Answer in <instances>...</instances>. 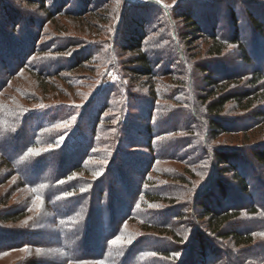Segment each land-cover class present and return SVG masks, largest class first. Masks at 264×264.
<instances>
[{
  "label": "rangeland",
  "instance_id": "rangeland-1",
  "mask_svg": "<svg viewBox=\"0 0 264 264\" xmlns=\"http://www.w3.org/2000/svg\"><path fill=\"white\" fill-rule=\"evenodd\" d=\"M158 1L163 6L152 0H49L47 7L54 15L50 20L49 14L27 0H3L0 35L11 40L15 47L22 42L27 44L30 36L36 35L34 44L38 52L31 60L35 59L37 67L32 68L38 75L23 69L12 76L8 86L0 92V146L6 150L5 155L0 151V214L15 210L27 213L16 223L0 222V236H5V239L0 237V264H115L116 259L117 264H128L119 259L133 251L132 248H136L134 259L152 258L159 250L168 249L171 258H159L163 260L161 264L188 261L189 264L199 258L197 235L200 233L208 246L212 242L207 241L218 243H213V247L227 263L245 258V250L235 248L233 243H224L225 246L216 241V236L206 231V221L200 216L201 203L211 200L210 186L214 181L227 183L232 191L242 194L234 176L225 175L221 167L213 170L214 159L209 149L217 148L229 158L240 156V164H245L250 178L254 177V171H261L251 151L264 150V81L256 86L249 81L258 65L264 67V58L259 57L264 54V40L258 36L249 10L264 16V0ZM201 2L212 3L214 8L203 7ZM229 3L232 4L230 11L234 10L239 17L236 26L246 50L249 56L253 54L252 66L241 61L242 53L233 45H228L220 57L208 54L209 49L219 43L211 38L214 35L210 33L211 27L200 18L211 12L219 22L216 33L230 37L233 29L227 22ZM187 11L193 13L196 22L202 23L197 32L190 31L192 25L184 18ZM8 12L10 19L5 15ZM16 21L19 24L13 25ZM134 39H144L145 52L151 54L155 68L161 71L160 77L152 79L158 98L155 104L151 102L153 84L147 78L133 75L132 70L138 68L133 63L135 54L124 50L135 45ZM41 47L49 50L40 52ZM87 58L90 61L84 63ZM39 73L44 74L43 79ZM228 75H235L232 76L234 82L228 84L231 91H248L258 99L250 110L229 103L217 118L226 128L215 137L204 138V131L211 133V129L209 125L201 130L198 127L197 108L202 101L199 96L221 94L210 82L213 79L224 86ZM125 84L134 87L127 90ZM194 99L197 107H189ZM125 100L128 106L123 112L116 105ZM168 109H175L176 116L166 117ZM174 128H177L175 134ZM174 139L181 140V144L173 142ZM91 141L95 143L91 145ZM71 147L77 151L71 152L69 160H59L58 155ZM151 155L155 157L153 161L149 160ZM80 161H85L83 171L70 175L84 181L80 192L89 189L94 194V188L100 185L102 192L107 193L101 202L94 194L95 202L101 205L97 209V221L104 220L103 211L116 219L126 215L142 199L138 213L127 219L114 239L106 235L115 232V227L100 235L102 229L96 226L94 241L89 246L102 240L101 246L86 252L80 249L83 244L79 239L74 248V237L65 238L70 233L76 237L87 234L88 216L78 204L83 203L80 197L86 194L79 193L74 203L71 198L67 199L68 195L62 196L64 190L52 187L59 185V180H52L55 172L63 168V172H70L73 164ZM150 163L147 174L145 170ZM17 169L31 170L24 172L27 178L42 177L47 182L31 187L16 174ZM48 188L54 190L49 197ZM146 189L161 201L143 200L141 196ZM132 194L138 198L133 199ZM108 197L115 198L116 202L109 199L110 206L105 210L103 205ZM254 197L253 201L264 205V200ZM196 198H199L197 204ZM232 201V197H228L223 203L218 202L222 206ZM241 202L245 207L250 199L246 195ZM143 219H150L145 226ZM169 221L178 235L175 240L163 229ZM254 224L245 220L239 229L246 230ZM197 229L200 232L196 235ZM16 232L20 234L10 239L9 234ZM262 237L264 234L256 237V245L264 242ZM107 238L111 242L103 240ZM141 239L139 245L134 243ZM78 250L96 254V257L71 258ZM261 250L256 246L255 253ZM103 255L109 263L99 261ZM218 259L212 256L211 260L220 264Z\"/></svg>",
  "mask_w": 264,
  "mask_h": 264
},
{
  "label": "trees",
  "instance_id": "trees-1",
  "mask_svg": "<svg viewBox=\"0 0 264 264\" xmlns=\"http://www.w3.org/2000/svg\"><path fill=\"white\" fill-rule=\"evenodd\" d=\"M48 1L49 0H27V2H31L33 5H38L42 11H44L46 14H49L50 15L49 19L51 20V18L54 17V15H53L52 11H50L47 7V5L49 4ZM152 2L156 5L160 4L161 6H163L162 3H160V1H158V0L157 1L152 0ZM2 3H3V0H0V5ZM201 4H202L201 6H203V7L205 6L208 9L214 8V6H213L214 4H212V3L206 4V3L201 2ZM226 7L227 8L232 7V4L229 3L228 6H226ZM225 10L227 11V9H225ZM2 11L3 10H1L0 12H2ZM229 11H230V8H229ZM204 12H207V11L205 10ZM208 12H209V10H208ZM234 12H235L234 10H231L229 12V14H227V16H228L227 22L232 25V29H233V34L230 35V37H223V36L216 33L215 29H216L217 24H219V22H218L217 17L215 18L214 16L211 15V12L205 13V14H203V16H201L200 19H202V22L205 21L204 23H206V26H208V27L210 26L212 29L211 30L212 32H210V33H212L214 35H212L211 38H213V40L216 43H219L217 46H215L216 44H214L209 49L208 54L211 56L220 57V56L224 55L228 45H233V46H236L237 48H239V50L241 51V53H242L241 61L244 62L247 66H252L253 59L251 58V56H253V54L249 56V53L246 50L245 42L240 37L239 29H237V26H236L237 22L239 21V17ZM247 12H248V10H247ZM262 12L264 13V10H262ZM249 13L251 14V15H249L250 20L252 21V24L255 27V29L258 33V36L264 40V16L263 15H262L263 17L257 16L251 10H249ZM5 15L6 16L8 15L9 19H10L9 12H8V14H5ZM184 18H186L188 23L192 25L190 28V31L197 32L199 30L200 24H202V23L200 21L196 22L194 20L195 18H194V15L192 12L187 11ZM210 20L212 21V23L207 25L209 22H211ZM33 23L34 22L32 20V24ZM16 24L18 25L19 22L16 21L13 25H16ZM22 26H21V29L23 28ZM35 36H32V37L30 36L27 44L23 45L24 42H22V44L20 46L15 47L10 42L11 40H8L7 38L4 39V37H2V34L0 35V66H1L0 67V92L8 86V84L10 83V81L12 79V76L17 75L19 72L23 71V69H26L29 72L36 74V72L32 68V67H34V68L37 67V65H35V59L33 58V60H31L32 59L31 57L36 54L35 52H38V51H36L37 46H35V44H34ZM134 40H135L134 41L135 45L132 46L130 49H124V50H127V51L135 54V58L133 60V63L138 65V68H134L132 70L133 75H137L141 78H147L148 80L151 81V84H153L150 87V89L153 92L151 102L155 104L158 101V98H157V94H156L157 93L156 87L154 85L155 83L152 82V79L154 80V79L160 77V75H159L160 70H157L155 68L156 66H154V64H153L152 57H150L151 54L148 52H145L144 45H143L144 39L143 40L142 39H134ZM9 42H10V44H9ZM9 45H10V47H9ZM21 46H24V47H21ZM11 47H13V48H11ZM33 49H34V51L31 52ZM46 49L49 50V48H46ZM46 49L44 47H41L39 49V51L44 52V51H46ZM250 52H251V50H250ZM259 53H261V52H259ZM4 55H7V57ZM259 57L264 58L263 52L261 54H259ZM89 61H90L89 58H87L86 61H84V63L89 62ZM202 70H204V69H202ZM204 71H206V70H204ZM43 73H39V74H41V78L44 77V76H42V75H44ZM36 75H38V74H36ZM48 75L49 74H46L45 76L48 77ZM232 76H235V75H228L227 78H228V80L229 79L230 80L229 81L226 80L225 82H227V84H225L224 86L223 85L219 86L217 81H215L213 79H212V82H210L212 87L215 88V91H217L219 89H220V91H222L221 94H217V96H213L214 93L213 94L210 93L211 95L207 98H201V96H199V99H201L202 101H200V105L197 108V115H199V117H200L199 118L200 122H199L198 127H200V130H201L206 125H209V128L211 129V133H209V130L207 132L204 131V134H205L204 138L211 137V136L215 137L217 132L219 133V131L221 129L226 128L223 125H220V123L217 121V118L220 117V115H222V113L225 111L226 106L229 103L233 102L235 105L241 107L242 110H250L252 107H254V105L258 99V98H254V96H252L251 93H249L248 91H245V92H243V91L241 92L238 90L237 91H231L228 87L230 86L231 82L232 83L234 82V79H232L233 78ZM209 78H211V77H209ZM262 81H264V67L261 65H258L256 67V69H254L251 72L249 83H251L253 86H256ZM228 84H229V86H228ZM125 86H126L127 90L131 89V87H134L133 84H131V85L125 84ZM112 91H114V90L112 89ZM110 93H111V91H110ZM252 94H254V93H252ZM196 100H197V98H196ZM119 102H121V101H119ZM93 105L94 104H92L91 106H88L87 107L88 109L86 110V112ZM127 106H128V100H125V103H117V105H116V107L118 109L121 107V111H123V112H124V109L127 108ZM110 107H108V108H110ZM189 107H193V108L197 107L195 104V99H194V102H192V103L189 102ZM111 108H113V107H111ZM201 109L203 111L202 113H201ZM166 111L168 114V116H166V117L172 118L173 116H176V112H175L176 110L175 109L174 110L168 109ZM97 113L103 114L105 112L98 111ZM257 116H258L257 118L255 117L256 120L259 119V116H261V114H259ZM163 118H165V117H163ZM165 119H167V118H165ZM98 120H99V118H98ZM106 123H108V122L106 121ZM157 124H158V122H157ZM152 125H155V124H152ZM174 129L175 130L173 132L175 134L177 131V128H174ZM180 141L181 140H178V139L173 140V142H175L177 144L178 143L181 144ZM94 143H93V141H91V145ZM150 143L153 144V140H151ZM150 143H148V144H150ZM151 144H150V147L152 146ZM111 145L112 146L115 145V142H114V144H111ZM157 145H159V144H157ZM209 150H210L211 155H212L211 157L214 159V162L212 160V164L214 167L213 170H215V168L219 169L221 167L222 172H224L225 175L231 174V176H234V178L237 179L236 182H237L238 186L241 187L242 194H239L235 191H232L227 183H222L221 181L218 182L217 180L214 181L213 186H210V187H212V190L210 191L211 193L209 196V198H211V200L208 199V200H205L201 203V207H203V210L201 212L202 215L200 217L202 219H205L206 231L209 232L211 235L212 234L215 235L216 241H221V243L223 242V244L224 243L225 244L226 243H233V246L235 248L237 247L240 250H243V251L245 250L243 252V254H245V258H239V260H238L239 262L233 263L230 261V263L229 262L227 263V261L223 258L222 255L220 257V253L217 251V249L215 247H213L214 245H217L218 243H216V242L214 243L212 240L207 241V242H209V244L212 242L211 243L212 245L208 246L205 243L206 240L202 236V233L197 235V233L200 232V230L197 229V231H195V234L197 235V240L199 242L198 243V245H199L198 246L199 258H197L195 260L193 259L192 261H190L189 264H214V262L216 260L212 261L211 260L212 256H213V258H214V256H217L219 258L218 261H220V264H239V263L240 264H264V251L261 250V249H264V242L262 244H260V243L257 245L255 244L257 242L256 237L257 236H263V234H264V205L260 204L259 202L253 201L254 196L258 197V199L264 200V150L259 149V148H255V149H252V151H251L252 156L254 157L255 161L257 162V164L261 168V171H257V173L254 171L255 175H253V176L255 178L254 177L250 178L249 172L247 173V171H246L245 164H242V165L240 164V163H242L240 156H234V158H232V157L229 158V157H227L226 154L222 153L217 148H214V150L213 149H209ZM0 151L2 152V154L5 155L6 150H3L2 146H0ZM72 151H77V150H73L71 147L69 149V151H68V149L66 151H63V153L61 155H58L59 160L63 159V158L69 160V157H70V154ZM114 152H115V150H114ZM116 152H118V150H116ZM63 155H64V157H63ZM154 159H155V157H153L152 155L149 158V160H152V161ZM83 163H85V161L84 162L80 161L79 163H76V164L74 163L72 171L70 170V172H68V171L63 172L64 168L61 172L60 171L55 172L52 180L53 181L59 180V185L58 186H52V187H54V189H56L58 187L60 190L61 189L64 190L62 193V196L68 195L67 199L71 198L70 200L74 203L76 201L75 198H77V196H79L78 195L79 193L86 194V196L80 197V199L83 200V203L80 201V202H78V204H79V206H81V209H83L82 212L86 211V214L88 216L87 220L85 221L87 234H85L83 236L79 235L78 237H76L75 234L71 235V233H70V234H67L65 236V238L74 237V239H75V242L73 243L75 246L74 248H76V241H78V239H79V241H81V243L83 244V246L80 249L86 252V251H89L90 248H98L99 246H101L102 240L98 241V243H96V244H93L95 247L89 246V244L92 241H94V240H92V238H93V234L95 233L94 228L96 226L100 227V229H102V230H99V231H101L100 235H102L103 232L106 231V229L109 230V228H110V230H111L112 227H115V229H116L115 232L112 231L110 234L108 233V235L105 234L106 236H110V238L114 239L115 237H117L119 235L120 231L123 229L122 225L127 222V219L131 215H133L134 213H136V212L138 213L139 208H140L139 202L142 201V199L138 200V202L135 203V205H133V207H131L130 211H128V213L126 215H123L117 219L111 218L109 216L110 214H108V213H106V211L102 210L104 213L102 212L103 214L101 216L104 218V220L102 222H99L102 219L97 221V217H96V214H98L97 209H99L101 207V205H99L98 202H95L96 201L95 195L97 196L98 200H100V202H101V200L104 198V196L107 195V193H106V190L104 192H102L100 185H98L94 188L93 191H94L95 195L93 194V192L91 193L89 189L84 190V192H80V190L82 191V187L80 188V186L85 184L84 181L81 179L71 178L70 175H73L74 173H77V172H82L83 171ZM39 165L41 166L43 164H39ZM150 165H151V163L148 164V166H147L148 168H146V170H145L146 171L145 173H147V174H149ZM65 167H67V165H65ZM222 167H224V169ZM29 171L32 172L31 170H27V169H21V170L17 169L16 174H18V175L20 174V176H22V178H24V180H26V182L29 185H31V187L33 185L39 186L40 184H46L47 181L44 182V179H42V177L38 178V180L37 179L32 180V179L27 178L24 175V172L28 173ZM108 174H106V175H108ZM181 181L186 182L185 179H181ZM145 183H146V181L144 182V184ZM215 184L217 185V188L214 191L213 189L216 187ZM47 185H48V187L51 186L49 184H47ZM49 189H50V191H49ZM137 190H139V189H137ZM255 190L259 191V193L256 194ZM145 191L142 193V196H141L142 198L144 197L143 200L147 199L150 202H154V203L161 201V198H159L158 196L154 197L153 195H151L150 191L148 189H146ZM213 191H214V193H213ZM53 192H54V190H52L51 188H48L47 197H49L50 195H53ZM138 193H139V191H138ZM88 195H94V196L88 197ZM246 195L250 199V204L248 206L244 207V205H242L241 199H243V196H246ZM217 196L220 197L218 201H220L221 203H223L226 199H228V197H232L233 201L231 202V204L228 203L225 205L223 204L221 206L219 204V202L215 200ZM132 197L135 200L138 198V196L137 195L134 196V194H132ZM206 198H208V197H206ZM109 199L110 200L112 199L114 203L116 202L115 198L108 197L106 199L107 201L105 202V205H103L105 210H107L108 207L110 206L111 202ZM198 199L199 198H196V204H197ZM78 201H79V199H78ZM26 216H27V213L25 212V210H15L12 212H7V213L4 212V213L0 214V222L16 223V222H19L22 219H24ZM247 219H250V220H247ZM149 220L150 219H145L142 222V224L145 226V223H149ZM245 220L252 222V223H255V224L246 230H243V229L240 230L239 227L244 225ZM169 222H167L166 226H164L165 228H163V229H165L168 232V234L172 237V240H175L178 238V235H177L176 230L173 228V223L171 221H169ZM117 223H119V225L116 228L115 225ZM144 228L146 230H149L147 227H144ZM0 233H2V229H0ZM19 234H20V232L13 233L12 235L9 234V236H10L9 238L11 239V238H13ZM28 234H33V236H34L33 232H31V233L29 232ZM0 237H2V236H0ZM4 237L5 236H3L2 238H4ZM263 238L264 237H262V239ZM103 240H105L108 243L111 242V241H109L111 239H108V238L103 239ZM142 241H143V239L137 240L134 243L139 245ZM167 242L169 243V241H167ZM213 243H214V245H213ZM135 244H134V246H135ZM104 245L106 246V244H104ZM256 246H257V249L261 250L258 254L255 253ZM229 248L231 249V247H229ZM117 249L119 250V248H117ZM132 249L136 250V248H132ZM3 250H5V249H3ZM81 250H78L75 255L71 256V258H73V259L75 258L76 260H82V259L86 260V259H92V258L96 257L95 256L96 254L94 255V254L85 253V252L83 253ZM113 250H115V249H113ZM133 251H129L127 254L124 255V257L122 259H119V261L124 262V263L128 261L129 262L128 264H149V263L161 264V262L163 260H160L159 258H167V259L171 258L170 254H169L170 250H168V249L159 250L158 252H156L153 255L152 258H145V259L144 258H140V259L135 258L134 259L132 257L133 253H134ZM257 251H259V250H257ZM97 253H99V252H97ZM100 255H101V253L97 254V257ZM59 258H60V256H59ZM100 260H105L107 263H109L106 259V255H103V257H101L99 259V261ZM148 261H149V263H147ZM188 262L186 264H188ZM117 263H118V261L116 259L115 264H117Z\"/></svg>",
  "mask_w": 264,
  "mask_h": 264
}]
</instances>
